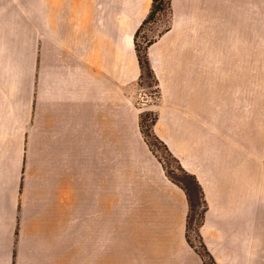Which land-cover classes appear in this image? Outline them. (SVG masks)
Returning a JSON list of instances; mask_svg holds the SVG:
<instances>
[{
	"label": "crops",
	"instance_id": "0c3cea01",
	"mask_svg": "<svg viewBox=\"0 0 264 264\" xmlns=\"http://www.w3.org/2000/svg\"><path fill=\"white\" fill-rule=\"evenodd\" d=\"M246 1L171 0V28L147 49L159 90L154 133L196 176L207 202L220 199L212 170H227L210 160L212 139L240 132L244 118L243 99L228 91L245 88L230 80V64L233 25L245 17L236 8ZM148 13L111 29L109 49L105 35L91 37L90 25L82 34L62 27L56 39L53 32L27 96L0 104V264H107L108 187L121 190L124 178L147 201L167 190L176 210L122 213L116 243L126 252L115 264H204L186 239V192L168 178L140 128L124 130L122 41L133 44ZM220 213L219 206L207 209L201 232L208 244ZM218 244L212 250L228 248Z\"/></svg>",
	"mask_w": 264,
	"mask_h": 264
},
{
	"label": "rangeland",
	"instance_id": "374dc122",
	"mask_svg": "<svg viewBox=\"0 0 264 264\" xmlns=\"http://www.w3.org/2000/svg\"><path fill=\"white\" fill-rule=\"evenodd\" d=\"M153 1L147 4V0H0V104L6 105L12 97L27 96L34 82L36 57L40 51H50L53 32L56 39L62 27L66 29L68 25L72 33L82 34L84 27L87 33L86 26L90 25L91 37L105 35L109 49L111 29L122 27L137 12L148 9L147 21L141 27L144 19L138 26L133 44L126 47L122 41L124 130L140 128L168 178L186 192L189 202L186 239L204 264H264V0H247L243 8H236L245 17L233 25L235 57L230 64V80L245 88L228 92L236 102L243 99L244 118L240 132L235 127L228 131V137L212 139L210 160L214 164L227 163V170L216 167L212 170V186L219 190L214 197L220 199L211 202L201 194L196 176L182 167L160 138L164 146L153 136L158 84L148 67H142L139 56L147 54L148 47L171 28L173 16L171 0H158L157 9L148 18ZM228 35L230 39V30ZM137 189L126 178L121 190L108 187L107 264H115L117 257L125 256L124 245L116 243V223L121 234L120 222L125 220L120 218L122 213L176 210L174 195L170 194L171 202L165 199L167 190L165 193L154 190L153 197L147 201L145 194L138 193L140 187ZM80 190L81 187H76V213H82ZM212 205L226 213H220V227L208 229V238L213 240L208 244L201 228ZM212 244H227L228 248L212 250Z\"/></svg>",
	"mask_w": 264,
	"mask_h": 264
},
{
	"label": "trees",
	"instance_id": "16d2710c",
	"mask_svg": "<svg viewBox=\"0 0 264 264\" xmlns=\"http://www.w3.org/2000/svg\"><path fill=\"white\" fill-rule=\"evenodd\" d=\"M157 3H158V0H154V1H153L152 11H151V13H150V15H149L148 18H150L151 15L154 13L155 9H157ZM169 6H170V2H169ZM146 21H147V19L144 20V22L142 23L141 27L145 24ZM141 27H140V28H141ZM139 60H140V64L142 65V67H143L144 65H146V66L148 67V70H149L150 73L152 74L153 78L155 79V83H156V85H157V84H158V81H157L156 77L154 76V73H153V71H152V69H151L150 61H149V59H148L147 54H144L143 57L139 56ZM154 122H155V119L153 120V123H154ZM153 136L156 138L157 141H159V142L164 146V143L159 139V137H158L156 134L153 133ZM195 182H196L198 188L200 189L201 194H203V192H202V190H201V187H200V185L198 184V182L196 181V179H195Z\"/></svg>",
	"mask_w": 264,
	"mask_h": 264
}]
</instances>
